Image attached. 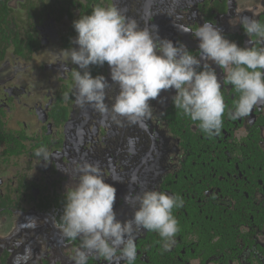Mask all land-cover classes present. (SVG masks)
Returning <instances> with one entry per match:
<instances>
[{
	"label": "flooded vegetation",
	"instance_id": "flooded-vegetation-1",
	"mask_svg": "<svg viewBox=\"0 0 264 264\" xmlns=\"http://www.w3.org/2000/svg\"><path fill=\"white\" fill-rule=\"evenodd\" d=\"M111 4L197 57L192 32L203 22L241 47L250 38L240 18L264 23V0H0V264H75L81 241L64 237L60 217L66 186L85 160L98 163L117 189L118 219H131L144 190L183 198L173 210V246L165 251L158 233L142 230L134 264H264V102L231 119L239 94L222 84L225 113L213 136L175 108V89L150 101L147 127L78 105L71 72L54 52L75 46L74 20ZM205 63L223 81L225 70ZM89 70L111 83L107 63ZM118 90H107L109 108ZM40 147L47 160L35 156ZM87 264L108 262L90 254Z\"/></svg>",
	"mask_w": 264,
	"mask_h": 264
},
{
	"label": "clouds",
	"instance_id": "clouds-1",
	"mask_svg": "<svg viewBox=\"0 0 264 264\" xmlns=\"http://www.w3.org/2000/svg\"><path fill=\"white\" fill-rule=\"evenodd\" d=\"M240 24L250 38L247 47L228 39L216 23L203 22L192 32L198 41L197 57L184 43L141 28L136 19L127 17L114 4L97 5L91 14L73 21L75 46L54 54L63 71L71 72L78 105H90L117 122L123 118L147 127L153 112L150 101L160 97L162 90L175 89V108L198 122L200 131L213 136L219 134L225 113L222 84L232 85L239 94L228 111L231 119L248 116L264 102V23L244 15ZM208 60L225 70L223 81L212 65H202ZM66 61L78 67L69 68ZM105 63L110 68L111 83L104 75L94 77L89 70L92 65ZM113 84L119 90L109 108L107 90ZM64 99L69 100V95ZM34 154L48 158L44 147ZM75 173L74 183L66 186L60 217L64 237L81 241L73 249L75 264H87L90 254L108 264H120L121 260L134 264L136 236L142 230L158 233L163 249L170 250L179 230L173 210L183 207L182 197L144 190L136 196L138 207L131 219L121 220L114 210L117 189L105 182L100 165L85 160L76 165ZM124 200L127 202L128 197Z\"/></svg>",
	"mask_w": 264,
	"mask_h": 264
}]
</instances>
